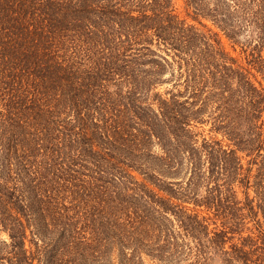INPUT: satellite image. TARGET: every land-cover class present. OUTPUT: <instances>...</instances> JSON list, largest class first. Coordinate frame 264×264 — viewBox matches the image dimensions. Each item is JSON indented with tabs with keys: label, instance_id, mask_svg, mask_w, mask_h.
<instances>
[{
	"label": "trees",
	"instance_id": "trees-1",
	"mask_svg": "<svg viewBox=\"0 0 264 264\" xmlns=\"http://www.w3.org/2000/svg\"><path fill=\"white\" fill-rule=\"evenodd\" d=\"M183 8L0 0V264H264V0Z\"/></svg>",
	"mask_w": 264,
	"mask_h": 264
},
{
	"label": "rangeland",
	"instance_id": "rangeland-1",
	"mask_svg": "<svg viewBox=\"0 0 264 264\" xmlns=\"http://www.w3.org/2000/svg\"><path fill=\"white\" fill-rule=\"evenodd\" d=\"M175 7H176L177 13L181 17H186V19H187L188 22L193 23L196 26H199V24L197 23V21H194L190 17L185 16V11H184V8H183V0H175ZM202 22L207 27L211 28L213 31H216L215 27L212 26L210 22L205 21V20H203ZM219 38H220L221 44L225 48V50L229 51L234 56H238V51H239L238 48H236L235 50H233L232 47H231L230 42L222 34H219ZM255 77H256V80H258L262 85H264V77H262L260 74H258L256 72H255ZM169 87H170V85L166 83V84H163L159 90L162 91L165 88H169ZM207 128H208V125H204V126L200 127L199 129L200 130L203 129L204 130L203 133L206 134L207 133ZM244 162H245V160H244ZM185 170H186L185 168H184V170H182V174L184 173ZM249 194L250 195H253V193L251 191H249ZM237 196L239 198H243L244 197V195L242 193V189L240 187L237 188ZM65 203L67 205H70L71 204V203H68L67 200H66ZM68 207H71V206H68ZM2 237H4L3 234H2ZM145 261H146V264H156L155 262H153L151 260H148V258H146Z\"/></svg>",
	"mask_w": 264,
	"mask_h": 264
}]
</instances>
